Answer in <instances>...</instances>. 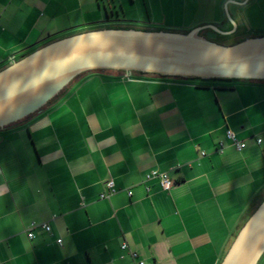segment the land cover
<instances>
[{
  "label": "crops",
  "instance_id": "obj_1",
  "mask_svg": "<svg viewBox=\"0 0 264 264\" xmlns=\"http://www.w3.org/2000/svg\"><path fill=\"white\" fill-rule=\"evenodd\" d=\"M98 2L0 0V70L63 37L48 39L78 26L77 14L100 16ZM253 2L215 1L233 22ZM225 18L206 26L232 33ZM170 80L83 74L54 103L0 129V264H137L132 252L146 264L222 263L264 201V81ZM153 171L169 174V190L147 178ZM109 181L116 192L101 199Z\"/></svg>",
  "mask_w": 264,
  "mask_h": 264
},
{
  "label": "water",
  "instance_id": "obj_2",
  "mask_svg": "<svg viewBox=\"0 0 264 264\" xmlns=\"http://www.w3.org/2000/svg\"><path fill=\"white\" fill-rule=\"evenodd\" d=\"M207 28L211 31L201 35ZM219 33L213 26L187 33L106 28L50 42L0 70V129L39 112L90 71L264 81V36L220 45L213 41ZM263 256L264 201L221 264H258Z\"/></svg>",
  "mask_w": 264,
  "mask_h": 264
},
{
  "label": "rangeland",
  "instance_id": "obj_3",
  "mask_svg": "<svg viewBox=\"0 0 264 264\" xmlns=\"http://www.w3.org/2000/svg\"><path fill=\"white\" fill-rule=\"evenodd\" d=\"M98 1V4H96L101 7L100 16L94 14L89 15L87 18H81V14H77L76 20L78 23L76 25L78 26L66 32L56 34V36H52L48 39H54L59 35H63L64 37V35H69V33H73L74 31L79 33V31L83 32L91 29H99L108 25L129 29L133 28L142 31L189 32L195 28L204 27L206 25H218V22L215 21H219L223 14L226 17L225 20L232 24V33L220 30L217 37L213 39L214 42L220 45H232L247 38L261 37L264 35V0H254V2L250 4V7L244 8L243 11H241V17L239 19L237 18V20L234 21L235 23L229 18V12L228 9L226 11L225 4L223 10H219L215 3L216 0H199L203 7L192 11L184 10L177 5L172 9L164 8V4L157 0H152V2L147 5L142 3L141 0H135L134 3L131 0ZM74 7L76 8L77 6L75 5ZM106 13H108L109 20H107ZM235 26H238V29L235 28ZM219 27L222 28L221 25ZM235 31L237 32L235 33ZM208 32L207 29H204L201 31V35L206 36ZM131 73L134 74L133 72ZM205 82L206 81L202 79L192 78L186 80L185 83L202 84ZM233 132L236 133L235 131ZM256 210L257 208L251 212L252 214L250 217Z\"/></svg>",
  "mask_w": 264,
  "mask_h": 264
},
{
  "label": "built area",
  "instance_id": "obj_4",
  "mask_svg": "<svg viewBox=\"0 0 264 264\" xmlns=\"http://www.w3.org/2000/svg\"><path fill=\"white\" fill-rule=\"evenodd\" d=\"M227 139H229L230 141H232V143L236 146V148L238 150H243L245 148V143L240 141L236 134L231 131V130H228L227 131ZM260 142V140H259ZM221 146H223V143L220 144ZM204 155V153H203ZM148 179H152V178H158L159 179V183H160V186L163 190H169L171 188V180H170V177H169V174L166 173V172H158V171H153L151 172L148 176H147ZM106 187L109 191V193H103L100 195L101 199H104L106 197H108L109 195H112L116 192V189H115V184L113 181H109L107 182L106 184ZM129 195L131 196L132 195V192H129ZM36 227V225H32V228L30 229V232L28 234L29 238L30 239H34L35 238V235L34 233L32 232V230H34ZM41 228L44 229L46 232H50L51 231V228L48 224L44 223L41 225ZM59 243H61L62 241L61 240H58ZM122 249L126 250L128 249V246L127 244H123L122 245ZM132 256L134 258L137 259V264H146V262L144 260H141L139 257H138V254L136 252H132L131 253Z\"/></svg>",
  "mask_w": 264,
  "mask_h": 264
},
{
  "label": "trees",
  "instance_id": "obj_5",
  "mask_svg": "<svg viewBox=\"0 0 264 264\" xmlns=\"http://www.w3.org/2000/svg\"><path fill=\"white\" fill-rule=\"evenodd\" d=\"M106 28H112V29H129V28H121V27H119V26H104V27H101V28H99V29H106ZM131 29H133V28H131ZM91 30H95V29H91ZM171 32H173V31H171ZM188 31H185V32H183V33H187ZM261 36V35H260ZM262 36H264V35H262ZM261 36V37H262ZM64 37H66V36H64ZM60 38H63V37H60ZM241 42V41H240ZM237 43H239V42H237ZM232 45H234V44H232ZM91 72H96V71H90V72H87V73H91ZM120 72H123L124 73V71H120ZM87 73H84V74H87ZM133 73H135V74H141V75H155V76H157V77H160V78H172V79H178V80H188V79H192V78H184V77H174V76H163V75H158V74H150V73H142V72H133ZM81 76H83V74H81V75H79L77 78H75L73 81H75V80H77V79H79V78H81ZM198 79H200V78H198ZM203 81H206V82H224V83H228V82H233V81H241V80H237V79H202ZM73 81L56 97V98H54L51 102H49L46 106H49L50 104H52V103H54L55 101H57L64 93H66L67 92V88L68 87H70L71 86V84L73 83ZM251 81V80H250ZM65 91V92H64ZM63 93V94H62ZM45 106V107H46ZM44 107V108H45ZM43 108V109H44ZM42 109V110H43ZM41 111V110H40ZM36 114V113H35ZM34 115V114H33ZM32 115V116H33ZM261 261V260H260ZM258 264H260V262L258 263Z\"/></svg>",
  "mask_w": 264,
  "mask_h": 264
},
{
  "label": "flooded vegetation",
  "instance_id": "obj_6",
  "mask_svg": "<svg viewBox=\"0 0 264 264\" xmlns=\"http://www.w3.org/2000/svg\"><path fill=\"white\" fill-rule=\"evenodd\" d=\"M110 27V26H109Z\"/></svg>",
  "mask_w": 264,
  "mask_h": 264
}]
</instances>
